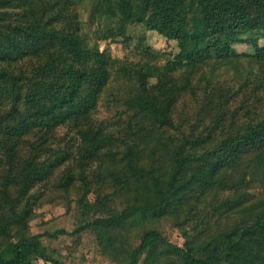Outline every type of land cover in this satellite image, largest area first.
Wrapping results in <instances>:
<instances>
[{"label":"trees","instance_id":"obj_1","mask_svg":"<svg viewBox=\"0 0 264 264\" xmlns=\"http://www.w3.org/2000/svg\"><path fill=\"white\" fill-rule=\"evenodd\" d=\"M136 25L178 52L101 49ZM59 203L114 264H264V0H0V264H63L31 232Z\"/></svg>","mask_w":264,"mask_h":264},{"label":"rangeland","instance_id":"obj_2","mask_svg":"<svg viewBox=\"0 0 264 264\" xmlns=\"http://www.w3.org/2000/svg\"><path fill=\"white\" fill-rule=\"evenodd\" d=\"M90 8V7H89ZM88 12L83 13V19H88ZM105 19L97 20L96 23L88 24L86 31L91 33L100 30L106 25ZM130 43L126 45L121 40L100 41L101 49L109 48L114 59L121 62L138 63L142 61L141 50L145 47L151 48L153 52L162 55L176 54L178 52L175 42L167 41L164 37L154 31H147L142 26L132 27L129 33ZM141 36L145 37L143 45L140 44ZM263 43V40L262 42ZM239 53L251 52V47L247 45L237 46ZM162 55L156 60L160 66L165 65L166 58ZM115 78V77H114ZM113 84V83H112ZM118 87L113 86L105 91L98 106L97 119L104 120L113 118L118 112L119 106L116 97L119 95ZM73 198L78 199V196ZM93 198V197H92ZM69 213L63 205L48 204L37 210V215L31 224L33 234H41L46 246L57 252V258L63 264H114L117 256L111 254L104 255L101 251L98 239L90 229L81 234L75 235L74 231L83 224L82 219L77 218V204L72 206ZM169 240L180 247L184 246V239L178 229L168 226L166 229ZM36 264H50L39 260Z\"/></svg>","mask_w":264,"mask_h":264}]
</instances>
